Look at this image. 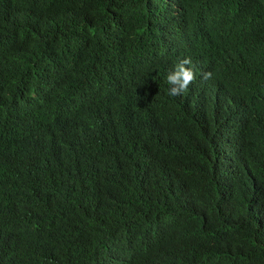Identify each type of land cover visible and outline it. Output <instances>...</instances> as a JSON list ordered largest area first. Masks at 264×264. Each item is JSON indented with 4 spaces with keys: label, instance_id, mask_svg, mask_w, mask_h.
<instances>
[{
    "label": "trees",
    "instance_id": "16d2710c",
    "mask_svg": "<svg viewBox=\"0 0 264 264\" xmlns=\"http://www.w3.org/2000/svg\"><path fill=\"white\" fill-rule=\"evenodd\" d=\"M0 264H264V0H0Z\"/></svg>",
    "mask_w": 264,
    "mask_h": 264
},
{
    "label": "clouds",
    "instance_id": "9594fccd",
    "mask_svg": "<svg viewBox=\"0 0 264 264\" xmlns=\"http://www.w3.org/2000/svg\"><path fill=\"white\" fill-rule=\"evenodd\" d=\"M190 64V58H183L175 64L173 69L169 70L166 77L167 84L170 86L168 90L169 96L181 95L196 79V73L191 67H188ZM211 77V72L203 74V79H210Z\"/></svg>",
    "mask_w": 264,
    "mask_h": 264
}]
</instances>
